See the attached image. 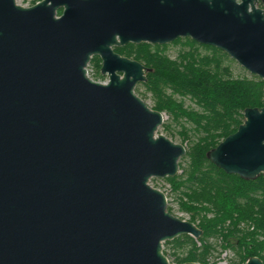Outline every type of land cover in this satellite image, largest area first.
<instances>
[{
	"label": "water",
	"instance_id": "water-1",
	"mask_svg": "<svg viewBox=\"0 0 264 264\" xmlns=\"http://www.w3.org/2000/svg\"><path fill=\"white\" fill-rule=\"evenodd\" d=\"M260 1L0 0V264H173L163 242L202 230L149 180L176 175L185 146L135 93L147 68L113 47L188 37L264 81ZM93 55L104 82L87 74ZM206 157L264 174V105Z\"/></svg>",
	"mask_w": 264,
	"mask_h": 264
},
{
	"label": "trees",
	"instance_id": "trees-1",
	"mask_svg": "<svg viewBox=\"0 0 264 264\" xmlns=\"http://www.w3.org/2000/svg\"><path fill=\"white\" fill-rule=\"evenodd\" d=\"M60 12L58 9L57 14ZM169 43L181 45L174 58L166 54L168 43L128 42L113 47L147 68L145 80L134 90L141 85L150 93L152 108L179 125L180 143H185L178 162L181 172L165 180L177 194L179 208L189 214L190 221H197L202 234L197 239L181 234L165 240L163 254L173 264H208L207 256L219 241L221 247L232 248L237 254L233 264H243L253 255L264 264V174L243 179L226 173L206 157L210 148L236 130L245 108L264 105V81L252 73L234 76V59L217 47L188 37ZM88 65L92 66V79H104L97 55ZM161 126L173 134L170 123ZM167 210L171 212V208Z\"/></svg>",
	"mask_w": 264,
	"mask_h": 264
},
{
	"label": "rangeland",
	"instance_id": "rangeland-1",
	"mask_svg": "<svg viewBox=\"0 0 264 264\" xmlns=\"http://www.w3.org/2000/svg\"><path fill=\"white\" fill-rule=\"evenodd\" d=\"M18 4L23 6L31 5L33 0H15ZM38 1V0H37ZM36 2V1H35ZM181 45L179 43L173 44L168 43V46L166 48V54H168L171 58H174L177 55L178 50L180 49ZM232 70L234 76L236 75H249L250 72L247 71L245 68H243L241 65H239L235 60L232 63ZM87 74L91 77L92 74V66H87ZM106 79V78H105ZM104 80V79H102ZM135 93L141 97L142 93H145L144 97H141L145 103L152 108L153 101L150 96L149 92H146L144 87L141 85H138L135 89ZM190 101L188 99H185V105H189ZM168 122L170 123V129L172 131V135H169L162 126H160L157 130V132L162 133L169 138H171L173 141L180 143L181 136L179 135V125L177 123H173L168 119V116L166 115V118L163 120V123ZM185 145V143H184ZM186 161L182 160V165H185ZM181 169L179 168V171L177 173H180ZM149 184L153 187H156L160 190H162L166 197H167V207L171 208V213L183 218L189 220V214L179 208L178 201H177V194L171 189L170 183L165 180V178H157V177H151L149 180ZM197 222V221H196ZM196 222H194L196 224ZM213 241V239H210ZM238 257L235 251L232 248L229 247H221L219 245V241H216L215 247L211 250V252L207 256L208 264H233V262L237 261Z\"/></svg>",
	"mask_w": 264,
	"mask_h": 264
},
{
	"label": "flooded vegetation",
	"instance_id": "flooded-vegetation-1",
	"mask_svg": "<svg viewBox=\"0 0 264 264\" xmlns=\"http://www.w3.org/2000/svg\"><path fill=\"white\" fill-rule=\"evenodd\" d=\"M256 4V6H258V7H261V8H263V5H262V3H261V1L260 0H257V2L255 3ZM103 76V75H102ZM104 77V80H106L105 78V76H103Z\"/></svg>",
	"mask_w": 264,
	"mask_h": 264
},
{
	"label": "built area",
	"instance_id": "built-area-1",
	"mask_svg": "<svg viewBox=\"0 0 264 264\" xmlns=\"http://www.w3.org/2000/svg\"><path fill=\"white\" fill-rule=\"evenodd\" d=\"M98 81L104 82L105 80H98Z\"/></svg>",
	"mask_w": 264,
	"mask_h": 264
}]
</instances>
